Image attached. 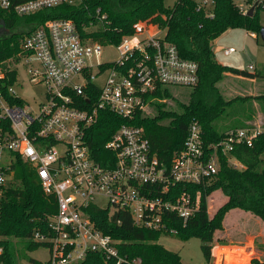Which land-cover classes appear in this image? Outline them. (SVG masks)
<instances>
[{
	"label": "built area",
	"instance_id": "built-area-1",
	"mask_svg": "<svg viewBox=\"0 0 264 264\" xmlns=\"http://www.w3.org/2000/svg\"><path fill=\"white\" fill-rule=\"evenodd\" d=\"M85 2L0 0V9L29 15ZM94 18L104 25L108 16L98 8ZM150 24L139 20L119 43L103 45L83 39L72 19H50L26 35L19 54L0 67V222L14 180L13 166L18 160L27 162L45 193L54 195L57 203L45 229H36L28 238L48 249L45 262L35 259L40 264H79L91 252L102 253L110 263L143 264L141 257L121 254L122 241L101 230L89 208L126 211L136 227L175 235L174 221L186 226L199 210V199L180 192L178 186L210 183L225 157L231 166L242 169L234 150L253 146L264 132L263 125H250L206 143L201 126L194 122L170 164L163 162L152 151L144 128L131 120L148 108L149 95L158 87L198 85L200 65L183 57L177 45ZM106 46L116 48L117 58L100 62ZM221 50L225 55L237 51L235 47ZM20 66L31 82L46 86L45 100L38 105L14 89ZM12 70L17 72L14 84L7 83ZM103 110L129 121L114 131L104 144L108 154L99 160L88 136ZM0 264H5L1 235Z\"/></svg>",
	"mask_w": 264,
	"mask_h": 264
},
{
	"label": "trees",
	"instance_id": "trees-1",
	"mask_svg": "<svg viewBox=\"0 0 264 264\" xmlns=\"http://www.w3.org/2000/svg\"><path fill=\"white\" fill-rule=\"evenodd\" d=\"M13 1L20 3L25 0ZM256 1L248 0V3ZM263 4L261 0L253 16H248L235 0H209L207 4L203 0H177L173 7H167L165 0H86L82 6L62 4L29 15L0 9V25L4 29L0 32V67H4L8 58L19 54L26 35L50 19H72L83 39L103 45L119 43L124 35L133 32V25L139 20L157 24L165 31L167 40L177 45L183 57L200 65L199 83L192 87L187 102L174 99L169 87L160 86L149 95L152 113L148 115L142 111L131 120L144 128L152 151L169 165L174 153L183 147L189 127L194 122L201 126L206 143L220 140L231 129L246 127L220 128L230 107L238 99L227 100L218 84L227 73L256 79L264 78V72H249L218 62L212 42L231 28L245 29L259 38L262 26L258 9ZM98 8L108 16L104 25L94 18ZM91 22L94 27H91ZM16 80L17 72L12 70L7 83L14 84ZM167 99H174L175 103L169 105ZM127 121L110 110L100 113V119L88 136L97 159L102 160L108 154L104 144L118 126ZM233 155L243 163L242 169L231 166L225 157L210 183L178 186L180 192L188 191L199 199V210L186 226L174 221L178 231L171 236L184 241L192 236L199 237L208 261L212 257L214 235L224 228V219L230 210L250 212L264 222V132L253 146H238ZM13 169L14 180L2 207L0 222L5 264H21L27 258V250L40 247L28 238L36 229H45L46 218L57 210L55 196L45 193L30 164L18 160ZM218 190L226 200L211 217L208 198ZM89 210L101 230L122 241L118 245L122 255L141 257L143 264H184L179 252L169 250L159 242L161 236H169L167 232L136 227L126 211L112 212L111 208L97 209L94 206ZM31 261L40 264L33 258ZM252 263L264 264V259L254 258ZM79 264L116 263L106 262L102 253L91 252Z\"/></svg>",
	"mask_w": 264,
	"mask_h": 264
},
{
	"label": "rangeland",
	"instance_id": "rangeland-1",
	"mask_svg": "<svg viewBox=\"0 0 264 264\" xmlns=\"http://www.w3.org/2000/svg\"><path fill=\"white\" fill-rule=\"evenodd\" d=\"M262 1L264 2V0ZM176 2L177 0H165L167 7H173ZM235 2L245 12L253 5L249 4L248 0H235ZM258 18L261 26L264 27V4L258 9ZM150 25L153 29L160 31L161 35H165V31L161 30L157 24L151 22ZM3 31L4 29L0 25V32ZM212 46L218 62L249 72H264V41L261 36L256 38V34L245 29L231 28L214 40ZM230 47H235L237 51L225 55L224 51L221 50ZM116 58V48L106 46L99 55L98 61L109 62ZM251 64L255 66V69L249 68ZM218 87L227 100L238 99L222 120L221 129L249 125L264 126V78L250 79L227 73L218 84ZM14 89L32 105H38L45 100L46 86L31 82L23 66L18 69V81L14 84ZM169 91L174 99L187 102L192 87L172 86ZM174 99H167L168 104L173 105L175 103ZM144 112L148 115L152 113L151 104ZM225 200L226 197L221 190L212 193L208 198L209 215L211 217ZM100 202L105 204L106 200L101 199ZM238 211H241V209L230 210L225 216L224 228L216 231L211 261L206 259L202 250L203 241L197 236H192L189 240L184 241L177 236L163 235L160 237L159 242L169 250L179 252L184 264H254L252 260L260 258L258 257L260 255L259 251L262 250L261 252L264 253V239L261 236L264 233H261L262 229H260L258 223H255L254 217H241L237 213ZM248 233L258 235L256 239L258 244L255 245L253 250L244 247L254 238V236H248L247 238ZM26 252L27 258L22 260L21 264H32L31 258L45 262L49 257L48 249L43 246Z\"/></svg>",
	"mask_w": 264,
	"mask_h": 264
},
{
	"label": "crops",
	"instance_id": "crops-1",
	"mask_svg": "<svg viewBox=\"0 0 264 264\" xmlns=\"http://www.w3.org/2000/svg\"><path fill=\"white\" fill-rule=\"evenodd\" d=\"M197 1H199V0H197ZM218 39V38H217ZM250 126V125H249ZM241 217H246V216H252V217H254L253 219L256 221H254L256 224L258 223L259 225H260V229H262L261 231V233H264V222L259 218V217H257L256 215H254V214H252V213H250V212H247V211H244V210H241V211H238L237 212ZM253 221V220H252ZM225 226V225H224ZM251 232H253V231H251ZM261 235V234H260ZM248 236L249 237H252V236H254V238L251 240V242H248L247 243V245L246 246H244V247H248V248H250V250L252 249H255V245H257L258 243H257V238H258V235H252V233H248V235H247V238H248ZM262 236V239H264V234L263 235H261ZM258 249H259V246H258ZM262 251V250H261ZM261 251H259L260 252V255L258 256V257H260L261 259H264V253H262ZM262 256V257H261Z\"/></svg>",
	"mask_w": 264,
	"mask_h": 264
},
{
	"label": "water",
	"instance_id": "water-1",
	"mask_svg": "<svg viewBox=\"0 0 264 264\" xmlns=\"http://www.w3.org/2000/svg\"><path fill=\"white\" fill-rule=\"evenodd\" d=\"M260 1H261V0H257V1H256V2L250 7V9H249L247 12H245V13H246L248 16H253L254 13H255V11H256L257 6H258L259 3H260ZM259 35L261 36L262 40L264 41V27L261 28Z\"/></svg>",
	"mask_w": 264,
	"mask_h": 264
}]
</instances>
